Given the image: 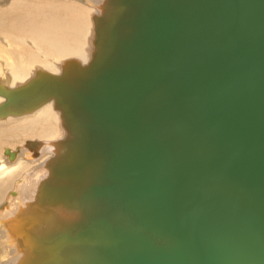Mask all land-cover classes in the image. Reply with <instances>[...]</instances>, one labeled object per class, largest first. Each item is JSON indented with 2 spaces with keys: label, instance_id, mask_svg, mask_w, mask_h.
Masks as SVG:
<instances>
[{
  "label": "water",
  "instance_id": "obj_1",
  "mask_svg": "<svg viewBox=\"0 0 264 264\" xmlns=\"http://www.w3.org/2000/svg\"><path fill=\"white\" fill-rule=\"evenodd\" d=\"M127 2L112 58L52 82L103 204L74 264H264V0Z\"/></svg>",
  "mask_w": 264,
  "mask_h": 264
},
{
  "label": "bare ground",
  "instance_id": "obj_2",
  "mask_svg": "<svg viewBox=\"0 0 264 264\" xmlns=\"http://www.w3.org/2000/svg\"><path fill=\"white\" fill-rule=\"evenodd\" d=\"M72 1L76 4L9 0L0 12V86L16 90L7 91L9 100L0 106L14 108L0 116V145L29 136L0 155V264H56L55 258L74 264L82 247L70 236L103 205L83 197L99 180L84 146H73L87 115L65 87L52 82L82 88L94 66L112 58L111 37L123 36L129 15L124 12L131 5L128 0ZM35 46L39 52L31 50ZM5 99L0 95V102Z\"/></svg>",
  "mask_w": 264,
  "mask_h": 264
},
{
  "label": "rangeland",
  "instance_id": "obj_3",
  "mask_svg": "<svg viewBox=\"0 0 264 264\" xmlns=\"http://www.w3.org/2000/svg\"><path fill=\"white\" fill-rule=\"evenodd\" d=\"M11 1V0H10ZM40 1H42V2H65L66 4L68 3L69 5H71V3L72 2H75V1H72V0H53V1H47V0H40ZM8 2H9V0H2V1H0V12H2L4 9H6V8H8L7 7V5H8ZM75 4H76V2H75ZM62 11V10H61ZM62 12H64V11H62ZM78 12H79V16L80 17H82L83 16V12L81 11V10H79L78 9ZM89 20H90V17H89ZM83 36V35H82ZM33 52H39V49H38V47H34V48H32L31 49ZM64 54H62V55H60L59 57H61V56H63ZM60 129H61V127H60ZM24 135V134H23ZM27 137H29V136H19L17 139H15V140H13V141H11V143H9V144H3V145H0V155L2 154V149L4 148V147H8V146H15L16 144H21L22 143V141L24 140V138H27ZM11 144H13V145H11ZM12 197H14V196H12Z\"/></svg>",
  "mask_w": 264,
  "mask_h": 264
}]
</instances>
